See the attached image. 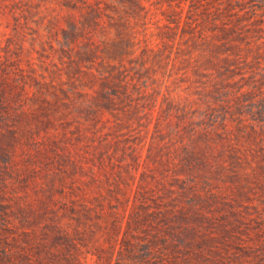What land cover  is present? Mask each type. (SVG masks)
<instances>
[{"label": "rangeland", "instance_id": "rangeland-1", "mask_svg": "<svg viewBox=\"0 0 264 264\" xmlns=\"http://www.w3.org/2000/svg\"><path fill=\"white\" fill-rule=\"evenodd\" d=\"M263 4L0 0V264H264Z\"/></svg>", "mask_w": 264, "mask_h": 264}, {"label": "trees", "instance_id": "trees-1", "mask_svg": "<svg viewBox=\"0 0 264 264\" xmlns=\"http://www.w3.org/2000/svg\"><path fill=\"white\" fill-rule=\"evenodd\" d=\"M254 7H256L255 4H254ZM247 18H250V20H247ZM247 23H249L250 25H253V27L249 28L248 26H245V24H247ZM241 27H244V30L243 31L241 30ZM239 31L241 32V33H239V39L240 40L241 39L246 40V38L244 37V32L245 31H246L247 34L257 33L258 31H264V4L257 6V8H255L253 10L251 16L249 15L248 17H245V19L243 21H241V22L238 23V26L235 29L234 34H236ZM218 108H221L219 106V104H218ZM222 109L224 110L223 115L221 116V114H219L218 116H215L214 118L216 120L214 121L213 126H210V127H212V129L215 130V131H219L218 129L221 128V127H222V129H225L226 128L225 131L227 132L228 131V129H227L228 126L229 125L233 126L232 124H226L225 123L226 120H227V118H229V116L231 115V111L232 110H231V108H226V109L225 108H222ZM240 116L242 117V115H240ZM237 121H238L237 125L236 126H233V128L236 129V130H239L240 127H242L245 124V121L242 118H240V119L238 118ZM232 122H234V120H232ZM258 126L264 131V125L263 124H260ZM193 132L194 133H197L198 132V130H196V127H193ZM261 141H264V140H262V138H261ZM183 147L185 148V151H186L187 155H190V154L194 153V147L191 148L187 144H184ZM162 161L163 162H167V163L169 162L168 164L171 167L172 166L171 165L172 155L169 154L167 158L163 157L162 158ZM263 170H264V168H263ZM263 175H264V173H263ZM220 181L223 182L224 180H220ZM223 190L224 189L221 188V191H223ZM255 212H256V214L259 217V223L260 224H264V209L263 210H260L257 207V209H256ZM241 214L242 213H240V215ZM247 219H248V217H247ZM245 223H247V222H245Z\"/></svg>", "mask_w": 264, "mask_h": 264}]
</instances>
